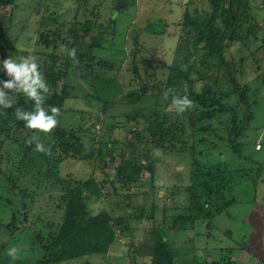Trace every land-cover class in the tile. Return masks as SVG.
Instances as JSON below:
<instances>
[{
	"label": "rangeland",
	"instance_id": "1",
	"mask_svg": "<svg viewBox=\"0 0 264 264\" xmlns=\"http://www.w3.org/2000/svg\"><path fill=\"white\" fill-rule=\"evenodd\" d=\"M188 1L136 0L134 7L116 13L117 35L110 29L105 32L93 31L94 36L101 38L102 45L107 47L105 51H97L98 55L116 63L117 69L105 76L116 78L121 93L114 99L115 103L107 114L100 110L101 104L94 100H81L77 103L71 101L69 106L84 110L81 111L84 126L95 122L92 138H95L96 147L90 148L93 155L99 149V141H103L111 144L109 150L114 148L118 155L123 152L124 156L117 155L114 160H110L109 155L104 154L101 159H94V163L66 160L60 165L63 176L68 174L77 180L94 176L99 182L107 180L104 196L91 209L92 213L110 210V202L113 208H117L114 210L115 215H123L126 211V208H118L117 202L120 199L109 183L115 178L117 167L129 166L131 153L145 151L146 146L136 145L133 133L129 131L133 128L140 130L141 127L134 122H128L126 115H132L142 108L147 111L151 107L146 101L139 105L131 103L129 94L142 93L143 86L147 89L160 88L157 90L159 92L165 89L169 74L167 68H162V63L170 65L174 59L183 58L188 51V42L181 38L183 34L180 26L184 18L188 19V13H194L195 9L203 12L209 10L207 0H195L187 9L185 6ZM251 6L250 16L254 17V21L250 22V26L257 25L258 29L255 31L262 40L253 39L248 49H244L240 43L233 44L227 53L228 58L236 62L237 68L244 71V77L237 74L239 82L242 85L250 84L252 89L249 93L253 101L252 120L244 123L247 116L241 113L236 123L249 124L244 133L236 139L233 135V141L229 140L231 125L224 122L227 115H222L212 121L211 131L193 135V110L187 111L186 116L180 118L169 108L171 98L166 101L164 95H161L159 101L167 108V112L174 119L179 117L185 125V139L189 148L195 145V153L189 149L181 153H157L158 169L153 183L150 182L149 174L145 173L142 185L132 188L129 193L128 190L121 191V195L125 197L133 194L132 199H126L133 203L134 211L144 204L146 207L144 217L130 223L132 234L117 231V240L105 255H92L60 264H152V227L164 223L161 217L157 219L154 215L153 219H148L145 216L151 214V204L160 207L166 205L169 214L174 208L176 211H183L187 207L190 195L184 188L191 184L193 153L195 156L197 154L202 165L224 162L231 170H241L233 173L232 179L237 181L232 192L236 202L229 206V214H218L209 228L206 221L201 219L184 235L180 232L173 234L175 242L172 244V251L175 264H203L202 259L216 261L224 256L222 248L231 246L235 248L234 257L239 264H264V3L262 0H254ZM76 7H80L77 0H16L14 4L0 7V60L8 56L17 58L28 55L43 59L46 56L44 54L49 52L43 50L39 44L43 16ZM104 16H108V12ZM71 19L72 15L68 17L69 23ZM91 42L90 38L86 39L87 44ZM58 53L62 54V48ZM241 57H244L243 62L240 61ZM103 68L97 71L104 72ZM0 74L5 73L0 71ZM219 74L220 80L224 82V70ZM258 78L263 79L259 81ZM206 82H196L195 89L200 91ZM210 83L216 89L214 78ZM84 86L83 89L92 95L89 84ZM150 91L153 92H147ZM67 121L75 124L80 120L73 117ZM26 132L21 137L24 141ZM258 139L260 150L255 148ZM9 141L4 135L0 136V264H13L6 254V250L13 246L21 249L20 259L15 264H36L44 254L37 237L50 239L61 223L62 197L68 192L52 181L51 174L48 173L50 167L41 163L38 152L29 154L26 147L29 145L26 143L19 142L15 148ZM237 143L242 157L232 147ZM104 152L107 153L105 149ZM18 153L20 157L15 159L14 156ZM14 160H17L16 163ZM37 184L39 187L35 189ZM19 186L25 188L24 195ZM174 187L178 190L173 197L171 189ZM143 193H152V197H146ZM13 214L16 219L15 226L10 225ZM168 216L172 218L171 215ZM229 231L232 232L231 237L226 234Z\"/></svg>",
	"mask_w": 264,
	"mask_h": 264
},
{
	"label": "trees",
	"instance_id": "2",
	"mask_svg": "<svg viewBox=\"0 0 264 264\" xmlns=\"http://www.w3.org/2000/svg\"><path fill=\"white\" fill-rule=\"evenodd\" d=\"M194 1H188L187 9L188 5L193 4ZM253 1L207 0L209 10L203 12L195 9L194 13L189 12V18H184L180 26L183 34L181 38L188 42V51L183 58L174 59L170 65L162 63V68H167L169 74L163 92L157 91L160 88L147 89L143 86L142 93L129 94L131 103L139 105L142 101H146L151 107L147 111L142 108L137 109L132 115L131 113L126 115L128 122H134L136 126L141 127L140 130L136 128L129 130L133 133L134 143L146 147L143 153H131L129 166L117 167L115 178L110 180L109 184L114 187V193L120 199L117 202L118 208H126L124 214L118 216L114 212L117 208H113L111 202L110 210L105 209L97 214L91 211L104 196L107 180L99 182L94 176L85 180H77L68 174L63 176L60 172V165L66 160L94 163L104 154L109 155L110 160H114L118 155L114 148L113 150L108 149L111 147L110 143L103 141H99V149L95 150L93 155L90 148L96 147L94 146L95 138H92L95 122L84 126V119L81 115L84 110L69 106V104L71 101L77 103L81 100L86 102L94 100L101 104L100 110L104 114L110 112L115 103L114 99L121 93V87L114 76H105V74L113 73L117 67L113 60L103 59L98 55L97 51H105L107 47L102 45L101 38L94 36L93 31L105 32L110 29L113 34L117 35L116 13H122L134 7L136 0H77L80 4L78 8H68L62 13L53 12L43 16L41 21L43 30L40 33L39 44L43 50L49 52L44 54L46 56L43 59H39V63L40 70L51 89L45 97V107L59 106L62 116L59 118V126L50 136L36 133L35 138L46 145L52 143V156L48 157L38 152L39 159L46 167H50L48 173L51 174L52 181L61 185L68 194L62 197L61 223L55 228L50 239L44 240L41 236L37 237V242L44 254L36 264H60L68 260L107 254L117 240L116 232L130 233L132 231L130 223L146 214L145 204L134 211L133 203L126 199L127 197L132 199L133 194L125 197L121 195V191L128 190L129 193L132 188H138L142 185L141 181L145 173L149 174L150 182L153 183L158 169L157 153H181L188 149L195 153V145L189 148L187 139H185L187 133L185 125L179 120L182 116L174 119L159 101V97L165 92L169 93V98L174 95H184L187 92L189 97L198 104V108L192 112L193 135L202 131H211L212 121L222 115H227L224 122L227 121L228 126L231 125L229 140L233 138V135L236 139L244 133V129L249 124L244 125L242 122L238 125L236 123L241 113L247 116L244 123L252 120L253 101L249 96L252 89L250 84L242 85L239 82L237 74L244 77V71L240 67L237 68L236 62L229 59L227 53L233 44L240 43L243 48L245 47L244 49H248L253 39L262 40L255 31L258 29L257 25L250 26V22L254 21V17L250 16ZM15 2L16 0H0V7ZM262 2L264 3V0ZM107 12L108 16H104ZM70 15L72 19L69 23ZM87 38H90L92 42L87 44ZM61 48L62 54L59 55ZM72 48L77 50L74 59L67 55V51ZM243 60L244 57H241L240 61L243 62ZM101 67H104L105 73L97 71ZM222 70H224V82L220 80L219 73ZM6 78L5 74H0V80ZM212 78L215 80L216 89H213L210 83ZM261 79L263 78H258L259 81ZM196 82L206 83L200 91H197ZM86 83L89 84L92 90L90 93L94 96L86 92L85 88L83 89ZM12 95L16 106L29 111L33 109V101L26 96ZM13 111L14 109H6L0 114V136L4 135V138L10 140L9 142L16 148L19 142L25 143L34 134L32 130L24 127L22 121L15 119ZM73 117H77L80 121L75 124L67 121ZM90 118L91 116L88 119ZM24 132H26L25 141L21 138ZM236 145L239 143L232 146L234 152L242 157ZM26 147L30 151L29 154H32L34 148ZM87 148H89L88 151ZM103 149L107 153H103ZM194 153L190 170L191 184L184 188L190 195L187 207L181 210L182 212L174 208L169 214L166 205L160 207L151 204V214L145 216L148 219H153L154 215L157 219L161 217L164 223L161 226L152 227V239L154 240L151 254L152 264H175L172 251V244L175 241L173 234L175 232L184 234L188 229H193L196 222L201 219L206 221L209 228L218 214H229L227 212L229 206L236 202V197L232 192L237 181H232V179L233 173L236 174L241 170H231L224 162L216 165H202L197 154L195 156ZM118 156L123 157V152H120ZM18 157L20 153L14 156L15 159ZM16 161L14 160L15 163ZM38 187L37 184L35 189ZM19 188L24 195L25 188L20 186ZM171 190L174 197L176 188ZM151 194L143 193L146 197ZM14 215L10 223L12 226H15ZM226 234L229 237L232 236L231 231ZM222 249L223 257L210 262L202 259V263L239 264L234 257V247Z\"/></svg>",
	"mask_w": 264,
	"mask_h": 264
},
{
	"label": "clouds",
	"instance_id": "3",
	"mask_svg": "<svg viewBox=\"0 0 264 264\" xmlns=\"http://www.w3.org/2000/svg\"><path fill=\"white\" fill-rule=\"evenodd\" d=\"M76 48L69 49V58H76ZM38 57L34 55L20 56L13 58L8 56L0 60V71L4 72L6 79L0 80V114L3 110L14 109L13 115L16 120L22 121L26 129L32 130L33 137L25 141L29 146L34 144V151L48 157L52 156V143L45 144L35 138L36 133L50 136L60 124L62 111L59 106L45 107V97L51 91L43 72ZM12 94H23L33 101L32 110H25L16 106ZM164 99L169 100V93H164ZM169 108L174 110L177 116H183L189 110L198 108V104L189 97L187 92L184 95L171 96ZM7 256L15 264L20 259L21 249L13 246L6 250Z\"/></svg>",
	"mask_w": 264,
	"mask_h": 264
},
{
	"label": "built area",
	"instance_id": "4",
	"mask_svg": "<svg viewBox=\"0 0 264 264\" xmlns=\"http://www.w3.org/2000/svg\"><path fill=\"white\" fill-rule=\"evenodd\" d=\"M255 148H256V150H260L261 149L260 141L257 142Z\"/></svg>",
	"mask_w": 264,
	"mask_h": 264
},
{
	"label": "crops",
	"instance_id": "5",
	"mask_svg": "<svg viewBox=\"0 0 264 264\" xmlns=\"http://www.w3.org/2000/svg\"><path fill=\"white\" fill-rule=\"evenodd\" d=\"M184 4H185V3H184ZM185 8H187V4H186ZM258 141H260V139H258L256 142H258ZM179 188H180V187H179ZM177 190H178V189L176 188V192H177ZM130 233L132 234V231H131ZM131 234H130V235H131ZM184 234H185V233H184ZM184 234H183V235H184ZM174 242H175V241H174Z\"/></svg>",
	"mask_w": 264,
	"mask_h": 264
}]
</instances>
